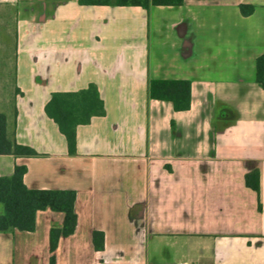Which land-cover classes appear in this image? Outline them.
<instances>
[{"label": "crops", "instance_id": "crops-1", "mask_svg": "<svg viewBox=\"0 0 264 264\" xmlns=\"http://www.w3.org/2000/svg\"><path fill=\"white\" fill-rule=\"evenodd\" d=\"M11 13L0 113L38 155H0V177L25 165L29 188L75 190L77 225L52 253L64 214L39 210L33 231L0 232V264H264V0H0V17ZM153 79L190 80V108L149 98ZM91 83L106 112L77 126L70 154L45 107ZM253 169L259 192L245 182Z\"/></svg>", "mask_w": 264, "mask_h": 264}, {"label": "trees", "instance_id": "trees-1", "mask_svg": "<svg viewBox=\"0 0 264 264\" xmlns=\"http://www.w3.org/2000/svg\"><path fill=\"white\" fill-rule=\"evenodd\" d=\"M81 4L102 5H133L149 10L154 5H181L184 0H79ZM243 15H249L254 10L252 5H240ZM256 81L264 89V54L256 59ZM148 96L151 99L168 100L177 111L187 110L191 106V82L185 79H153L149 82ZM47 115L58 125L66 137L70 154L77 149L76 128L87 124L94 116L105 115V104L98 87L91 83L87 88L72 92H54L45 107ZM36 156L38 153L31 147L19 144L14 133H9L7 117L0 113V155ZM27 171L25 165H16L11 176L0 177V232L33 231L35 229L36 213L50 208L64 214L61 228H54L50 234V249L53 253L61 236L71 235L77 225L75 212V190L35 189L24 183ZM247 186L255 191L260 190L259 170L253 169L246 173ZM94 245L98 250L104 247V234L95 231ZM49 264H56L52 254Z\"/></svg>", "mask_w": 264, "mask_h": 264}, {"label": "rangeland", "instance_id": "rangeland-1", "mask_svg": "<svg viewBox=\"0 0 264 264\" xmlns=\"http://www.w3.org/2000/svg\"><path fill=\"white\" fill-rule=\"evenodd\" d=\"M15 54V16L6 14L0 17V63L5 69L3 72L9 75L14 64ZM2 205H0V212Z\"/></svg>", "mask_w": 264, "mask_h": 264}, {"label": "built area", "instance_id": "built-area-1", "mask_svg": "<svg viewBox=\"0 0 264 264\" xmlns=\"http://www.w3.org/2000/svg\"><path fill=\"white\" fill-rule=\"evenodd\" d=\"M182 264H193V263H190V262H183Z\"/></svg>", "mask_w": 264, "mask_h": 264}]
</instances>
